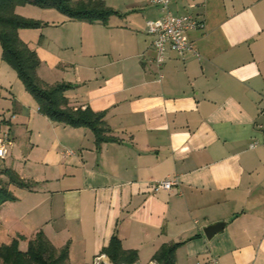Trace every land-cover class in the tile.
I'll list each match as a JSON object with an SVG mask.
<instances>
[{"label":"crops","instance_id":"1","mask_svg":"<svg viewBox=\"0 0 264 264\" xmlns=\"http://www.w3.org/2000/svg\"><path fill=\"white\" fill-rule=\"evenodd\" d=\"M102 1L118 13L104 23L27 4L47 25L18 34L30 48L37 39L39 78L69 84L70 107L104 112L113 141L42 114L0 46V136L12 142L0 187L16 197L0 206V245L16 239L24 251L42 231L69 264H114L113 237L133 264H157L170 243H180L175 264H264V146L250 147L264 138V0H169L172 15L204 25L187 32L198 56L169 50L161 67L146 31L158 7ZM164 179L176 184L155 189Z\"/></svg>","mask_w":264,"mask_h":264},{"label":"trees","instance_id":"2","mask_svg":"<svg viewBox=\"0 0 264 264\" xmlns=\"http://www.w3.org/2000/svg\"><path fill=\"white\" fill-rule=\"evenodd\" d=\"M31 4L40 8H52L63 15L86 22H106L110 16L118 14L102 0H0V46L2 59L12 67L24 88L33 96L39 111L51 121L73 127H87L95 135L97 145L113 141L108 136L104 112H94L90 108L74 109L69 106L65 92L71 87L67 83L47 84L37 74L40 59L37 53L24 43L19 29H35L43 25L39 20L24 18L15 13L17 5ZM47 25V24H45ZM9 182L18 187L30 188L28 181L20 179L12 170H6ZM16 197L6 187H0V206ZM180 243L163 245L154 255L157 264H175V250ZM105 253L114 264H133L135 251H125L120 241L113 237ZM0 264H69L67 248L57 249L42 231H38L29 241L26 250L18 247V240L0 245Z\"/></svg>","mask_w":264,"mask_h":264},{"label":"built area","instance_id":"3","mask_svg":"<svg viewBox=\"0 0 264 264\" xmlns=\"http://www.w3.org/2000/svg\"><path fill=\"white\" fill-rule=\"evenodd\" d=\"M146 2L158 7L160 17L146 21L147 34L152 38L151 47L155 53L154 62L157 67H161L166 59L167 51L176 52L181 57L186 54L198 56V51L188 40L187 32L197 28H202L204 23L192 14L172 15L169 9V0H145ZM162 77V75H160ZM12 142L9 134L0 136V158L6 157L8 149ZM258 145L264 146V138L261 141H253L251 148ZM176 181L173 179H164L155 181V189L170 190ZM92 264H112L105 260L104 255H97ZM208 264H221L218 259L210 258Z\"/></svg>","mask_w":264,"mask_h":264},{"label":"rangeland","instance_id":"4","mask_svg":"<svg viewBox=\"0 0 264 264\" xmlns=\"http://www.w3.org/2000/svg\"><path fill=\"white\" fill-rule=\"evenodd\" d=\"M17 7V11H16V13L18 14V15H21L22 17H24V18H27V14L31 17H34V16H38V17H40L41 16V13H37V10H31V9H33V8H29V6H27V4H25V5H17L16 6ZM15 7V8H16ZM28 7V8H27ZM34 9H36V8H34ZM40 9V8H39ZM19 11H23L24 12V14H21V13H19ZM38 17H34V18H38ZM43 26H45V24L46 23H41ZM41 28V27H40ZM35 29H39V28H35ZM26 31H27V29H26ZM37 38V37H36ZM20 39L24 42V43H26L27 44V32H23V37H20ZM31 44H33V46L36 48V44H38V42H37V39H35L34 40V42H31ZM34 47H31L32 48V50H34L33 48ZM40 65V64H39ZM19 79V78H18ZM20 81V80H19Z\"/></svg>","mask_w":264,"mask_h":264},{"label":"water","instance_id":"5","mask_svg":"<svg viewBox=\"0 0 264 264\" xmlns=\"http://www.w3.org/2000/svg\"><path fill=\"white\" fill-rule=\"evenodd\" d=\"M225 223H215L212 225L207 226L204 229V234L207 239H211L217 232L221 231L224 227Z\"/></svg>","mask_w":264,"mask_h":264}]
</instances>
